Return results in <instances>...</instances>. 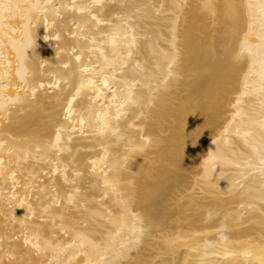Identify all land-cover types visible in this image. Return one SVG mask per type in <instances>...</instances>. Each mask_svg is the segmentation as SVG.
Returning <instances> with one entry per match:
<instances>
[{"label":"bare ground","instance_id":"1","mask_svg":"<svg viewBox=\"0 0 264 264\" xmlns=\"http://www.w3.org/2000/svg\"><path fill=\"white\" fill-rule=\"evenodd\" d=\"M0 264H264V0H0Z\"/></svg>","mask_w":264,"mask_h":264},{"label":"clouds","instance_id":"2","mask_svg":"<svg viewBox=\"0 0 264 264\" xmlns=\"http://www.w3.org/2000/svg\"><path fill=\"white\" fill-rule=\"evenodd\" d=\"M38 5H34V10H38Z\"/></svg>","mask_w":264,"mask_h":264}]
</instances>
